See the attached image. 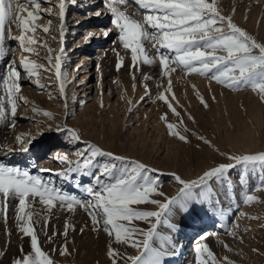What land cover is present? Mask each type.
Here are the masks:
<instances>
[{
  "label": "rangeland",
  "instance_id": "rangeland-1",
  "mask_svg": "<svg viewBox=\"0 0 264 264\" xmlns=\"http://www.w3.org/2000/svg\"><path fill=\"white\" fill-rule=\"evenodd\" d=\"M78 1L76 0L74 7L78 5L79 9L81 3ZM54 2L56 3V0ZM66 2L65 24L70 32L65 34L63 40L59 37L58 31L45 34L38 30L35 34L39 37L40 43H47L53 50V56L61 54V49L63 52L68 51L63 53L64 60L61 62L62 72L69 81L66 84V109L64 98L58 97L60 82L55 77L54 58L50 65L49 54L44 48L35 47L36 54L29 55L22 53L18 41L5 42L7 55L3 61H0V78L7 76L13 60L18 64L20 58L17 52L37 65H42L47 71L40 70L38 76L29 79L22 68L18 69L22 77L21 91L16 98L18 106L14 118L10 115V105H7L4 86L0 83V102L5 104L9 112L6 123L0 124V164L27 171L32 176L40 177L49 187H55L62 193L75 196L80 200H88L91 198L85 189L94 185L93 177L85 176L82 172L59 175L58 173L67 171L66 165H55L54 170L46 164V160L47 156L53 154L52 150L61 144H63V155H68L73 161L79 160L80 157L76 153L84 151L87 144H93L105 151L140 161L148 165L150 169L157 170L150 172L149 175L159 180L158 190L163 191L167 197H173L177 195L180 188L173 173L185 180L197 179L204 170L219 162H227L220 155L221 152L254 154L264 151V102L251 87L242 86L237 90H230L206 76L189 74L177 69L171 74L172 92H165L168 78L162 75L158 63L144 65L141 62L138 70L129 67L131 65L130 50H125L119 41V30L115 29V25L111 23L113 15L105 26V30L109 31L106 45L109 57L102 62L101 78H104L106 82L110 81L112 90L117 91L110 94L107 100L101 96L102 94L94 100L96 91L94 90L93 93V90H87L88 99H85V94H80L82 89L78 88V82L82 76H86L84 72L87 70L80 63L84 56L89 54L92 56L93 53L88 50V47H82L69 54L73 45L80 43L83 34L80 37H70L71 30L74 29L71 27L78 19L73 20L76 10L71 6L72 0H66ZM219 3L226 14H232V9H235V21L257 40H264V0H219ZM48 6L51 5L48 3L42 5L45 8ZM119 7L125 10L126 14L135 12L137 19L144 12L139 9L134 0ZM89 12L90 10H86L78 14L85 18ZM48 18L45 16L38 23L46 24ZM53 23L54 26L59 27V21L55 18ZM13 34L19 35V30L13 28ZM50 36L56 37L55 41ZM67 38L68 40L73 38V41L69 42ZM94 45L92 44V47ZM146 47L150 49V45ZM216 54L224 55L222 52ZM154 55L153 51H149V56ZM121 60L124 66L117 71L116 64ZM76 65H78L77 70H75ZM133 73L135 80L132 79ZM94 74L95 70L90 73V80L87 82L91 81ZM145 76H150L151 79H145ZM37 80L39 84L46 87L43 89L38 87ZM48 80H51L53 84H47ZM95 82L94 75L92 84ZM88 88L89 86L86 87ZM146 88L149 94H146ZM28 90L37 95L40 106L34 103L28 105L26 101ZM50 92L58 98L50 99ZM160 92H165L169 102L181 113L183 124L179 123L167 104L158 99ZM172 93L175 94V100L172 99ZM201 97L208 103L209 108L203 107L200 102ZM212 97H215V100ZM45 112L50 115H43L42 113ZM165 114H167L168 122L176 124L177 130L188 136L190 143H184L169 134L166 123L161 119ZM188 114L195 118V123L188 119ZM13 120L15 124L9 126ZM65 127L79 133L80 141L70 145L69 143L74 140L68 141L72 137L63 130ZM184 127H187L189 131L183 132ZM246 129L252 132V138L256 142L251 149H245L236 143ZM198 135L205 136L215 147L204 145L197 139ZM17 136L23 137L24 140L18 142ZM22 143L23 146L28 147L27 152L21 150ZM18 156L23 158L19 159ZM32 157L35 159H31ZM36 158L38 164L40 159L45 161L33 172L36 167L34 164ZM109 159L98 157L96 163L102 165L108 163ZM20 160L24 161L21 163ZM51 160L58 162L57 157ZM242 170L243 166L238 165L227 174L228 179L232 181L231 187L226 182L214 183V187H218V196L214 197L213 201L214 206H206V210H200L197 215H186L176 210L170 217L171 223L176 226L175 230L167 228L163 223L158 226L157 232L160 237L156 238L154 243L156 246L163 244L170 253L164 258V264H187L190 259L185 257L190 255L188 252L193 251L197 243L194 239L207 228H211V231L218 234L216 238L219 243L210 241L203 246L199 254L201 257L194 258L197 253L193 251L194 260L192 259L190 264H198V260L204 261V264H226L225 257L234 264H264V188L258 187L264 184L262 179L264 169L259 166L255 170L250 168L246 182L241 184L238 176ZM92 171L96 172V169ZM247 194L253 195L256 200L251 203L245 202ZM17 203V200H12L8 204L6 221L4 216L0 215V264H13L14 260L31 250L29 238L21 239L17 228L15 220ZM4 206V198L0 195V210ZM132 207L138 210H158L154 205H133ZM35 208L42 215L48 216L46 228L48 236H51L53 231L63 232L66 221L75 225L76 231L70 232L68 237V246L72 250V255L68 257H61L58 252L51 251L64 243L63 237L58 236L56 243L50 244L44 234L43 220L41 219L36 225L43 249L49 252L56 264H111L110 258L106 255L107 246L110 243L122 254L135 256L144 251L142 247L137 250L127 245H117L102 230L98 233L93 232L90 217L82 207L74 205L75 211L69 213L66 208H61L57 203V207L51 209V215L40 204H36ZM218 224L222 227H218ZM132 225L145 230L151 226L139 220L132 221ZM215 225L216 228H213ZM81 227L85 228L83 234L79 231ZM230 233H237V235L234 237ZM240 237H243V242H240ZM139 239L142 240L143 237ZM225 245L228 247L226 248ZM253 249L258 251L253 252ZM208 251H211L213 256H208Z\"/></svg>",
  "mask_w": 264,
  "mask_h": 264
},
{
  "label": "snow or ice",
  "instance_id": "snow-or-ice-1",
  "mask_svg": "<svg viewBox=\"0 0 264 264\" xmlns=\"http://www.w3.org/2000/svg\"><path fill=\"white\" fill-rule=\"evenodd\" d=\"M49 2L50 0H0V61H3L7 55L6 41H18L22 53L29 55L36 54L35 47L44 48L49 54L50 65L54 58L55 77L60 82L58 97L64 98L66 109V84L69 81L62 72L63 49L60 50L61 54L53 56V50L47 43H40L39 37L35 35L39 30L45 34L58 31L61 40L65 36L66 0H58V3L46 8L42 7ZM130 2L131 0H110L107 6L114 17L111 23L119 30L120 43L125 50H130V68L138 70L141 62L144 65L158 63L162 75L168 78L165 89L168 93L172 92L171 74L179 69L189 74L206 76L230 90L249 86L264 102V40H257L235 21V9H232V14L224 13L219 0H134L139 9L144 10L137 19L135 12L126 14V11L119 7ZM100 14V12L96 13L97 16ZM45 16L49 17L47 23L43 25L38 23ZM53 18L59 21L58 28L54 26ZM13 28L19 30L20 34L14 35ZM108 34L106 31L105 35ZM50 38L54 41L56 39L54 36ZM147 45H150V49L146 47ZM149 51H153L155 55L149 56ZM217 52H222L224 55H217ZM123 66L121 60L116 64L117 71ZM20 68L27 73L29 79L38 76L40 70L47 71L42 65L28 60L23 54L18 64L14 60L11 62L7 76L0 78V83L4 86L6 102L10 105V115L13 118L17 113L16 98L21 91L22 77L18 70ZM135 78L133 73L132 79ZM144 78L151 79L150 76ZM37 85L41 89L46 87L39 84L38 80ZM133 87L135 88V84ZM165 92H160L158 99L164 101L179 123L183 124L181 113L169 102ZM146 94H149L147 88ZM58 97L49 93L50 99ZM172 99L175 100L174 93ZM212 99L215 100V97ZM200 102L204 108H209L203 97L200 98ZM42 114L50 115L47 112ZM8 115L5 104L0 102V124L6 123ZM161 119L166 123L170 135L184 143H190L188 136L177 130L176 124L168 122L167 114ZM188 119L195 123V118L191 114H188ZM14 124L15 120L9 126ZM63 130L68 132L74 141H80V134L76 131L66 127ZM188 131L187 127L183 128V132ZM197 139L204 145L215 147L203 135H198ZM16 140L22 142L24 138L17 136ZM21 150L27 152L29 149L22 143ZM76 155L80 157L76 161L71 160L68 155L59 158L60 163L66 165L67 171L58 174L82 172L85 176L93 177L94 185L85 189L91 198L88 200H80L62 193L55 187H49L40 177L32 176L27 171L0 164V195L5 201L0 215L4 216L6 221L8 204L12 200L18 201L15 206L17 228L21 239L29 238L31 249L28 253H23L21 246L23 254L19 259L14 260L13 264H56L49 252L43 249L39 239L36 225L41 219L48 243L55 244L58 236L64 239L63 244L54 247L51 251L58 252L61 257L72 255V250L68 246V237L70 232L76 231L75 225L66 221L63 232L53 231L52 235L48 236L46 231L48 216L42 215L35 208L36 204H40L51 215V209L56 208L57 203L69 213L75 211L74 205L82 207L90 217L91 230L97 233L102 230L113 243L127 245L137 250L141 247L144 249L139 255L132 256L127 253L122 254L110 243L106 255L110 258L111 264H121V262L164 264V258L170 253L163 244L156 246L154 243L155 239L160 237L157 228L161 223L175 230L176 226L171 223L170 217L176 210L186 215H197L200 210H206V206H214V197L218 196V187H214V183L226 182L231 187L232 181L228 179L227 174L236 166H243L238 176L241 184L246 182L250 168L255 170L259 166L264 169V151L254 154L221 152L220 155L227 162H219L204 170L197 179L185 180L173 173L180 188L176 196L167 197L163 191L158 190L159 180L149 175L150 172L157 170L150 169L140 161L116 155L93 144H87L85 150L77 152ZM98 157L110 159L108 163L100 165L96 163ZM92 169H96V172ZM258 187L264 188V184ZM255 200L256 197L253 195H246L245 202L251 203ZM133 205H154L158 210H138L132 207ZM134 220L145 221L151 226L146 230L140 229L132 225ZM84 230V227L79 229L81 234ZM230 234L234 237L237 235V233ZM141 236L142 240L139 239ZM239 239L243 242V237ZM200 251L201 249L197 247L198 256ZM207 255L213 256V253L208 251ZM224 260L226 264H234L226 257ZM198 264H204V261L198 260Z\"/></svg>",
  "mask_w": 264,
  "mask_h": 264
},
{
  "label": "bare ground",
  "instance_id": "bare-ground-1",
  "mask_svg": "<svg viewBox=\"0 0 264 264\" xmlns=\"http://www.w3.org/2000/svg\"><path fill=\"white\" fill-rule=\"evenodd\" d=\"M78 2L81 3V7L79 9H78V7H79L78 5L76 8L74 7L76 0H75V2H73V0H72V3H71V6H73L76 10V12H74L73 20L76 18V19H78V21H76V23L71 27L74 29L71 30L72 33H71L70 37H73V38L76 36L80 37V35L83 34V38L81 39V41L78 45H76V44L73 45V48H71L69 50V54L71 55L73 52L80 50L82 47H88V50L91 53H93L92 56L90 54L87 56H84L83 60L80 63V64H83V67H85V69L87 71L84 72L86 76H82V79L78 82V88L82 89V92L80 94L84 93L85 99H88V96H86L87 90H93V93L95 90L96 94H95L94 98L92 97L94 100L99 98L100 94H102L101 96H103L104 99L106 98V100H107V98L110 96V94H114V92L117 91V90H115V91L112 90V84L110 83V81L106 82V80L104 78H101L103 75L102 69H101L102 62L104 60H106V58L109 57L108 56L109 51H108L107 46H106L108 35L107 36L105 35V32H106L105 26L112 16V13L109 11V9L107 7L108 4L110 3V0H79ZM56 3H58V0H56ZM48 4L52 5V4H55V2H54V0H50V2ZM93 7H95V8L93 9V11H91V9ZM74 8H71V9H74ZM86 10H90V12L88 13V15L85 18H82V16L79 15L78 13H82V12L84 13V11L86 12ZM94 11H96V12L94 13ZM97 12H100L101 14L99 16H97L96 15ZM66 13H67V10H66ZM65 25H66L65 26V34H68L70 32V30H68L67 24H65ZM73 38H71L72 40H68V38H67V40L69 42H72ZM75 40H77V39H75ZM97 43H99V45H96ZM92 44H95V45L92 47ZM93 48H95V49L93 50ZM67 52L68 51H65L63 53H67ZM17 55L19 56V58H21L20 53L17 52ZM63 60H64V58L62 56L61 62H63ZM78 65H76L75 70L78 69L77 68ZM94 70H95L94 75L96 76V82H95V84H92V81H94V75H93V77H91V81H89V82H87V81L90 80V76H91L90 73ZM72 77L73 76H71V78ZM47 84L51 85L53 83L51 80H48ZM87 86H89L88 89H86ZM106 88H108V89L106 90ZM76 93H77V91L75 92V94ZM89 94H91V93H89ZM26 101H27L28 105L34 103V104L40 106L39 102L37 101V95L33 91L28 90L26 92ZM247 129L244 131V133L241 134L240 138L237 141L236 140L235 141L237 144L242 145L245 149H251L253 146L256 145V142L252 138V132L250 130L248 131ZM71 139L72 138H69L68 141L69 140L71 141ZM74 142L75 141H73L69 144L70 145L74 144ZM61 143H63V142H61ZM62 145L63 144L58 145L56 148H54L52 150V151H54L53 154L50 156H47L46 164H49L51 168H54V170L56 169L55 165H58V166L64 165V164L60 163V160H59V158L63 156ZM56 157L58 159V162H56V160H51V159L56 158ZM18 158L21 159L23 157L18 156ZM33 158L34 157H32L31 159H33ZM48 158L49 159L51 158V159L49 160ZM37 160L38 159L36 158V161L34 163L36 165V167H35V169H33V172H35V170L37 168L42 166V164H43L42 162L45 161L43 159H40V161H39L40 163L38 164ZM22 161H24V160H20L19 162L22 163ZM243 222H245V221H243ZM246 223H250V222L246 221ZM217 226L222 227L221 224H218ZM213 228H216V225L213 226ZM216 234H215V231H211V228H207L206 230H204L197 238L194 239L195 241H197V243L193 247L194 253L195 254L197 253L196 252L197 247H199L201 249L203 246L209 244L210 241H214V242H216V244H217V242L219 243V240L216 238ZM182 249H184V248H182ZM193 251L190 250V252H188L190 255L188 257H185V259H188V260L190 259L187 264H190L192 259H193V254H194ZM196 255H194L195 256L194 258L198 257V254H196ZM199 257H201V255Z\"/></svg>",
  "mask_w": 264,
  "mask_h": 264
}]
</instances>
